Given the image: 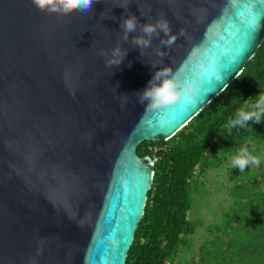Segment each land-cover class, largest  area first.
<instances>
[{"label": "water", "instance_id": "water-1", "mask_svg": "<svg viewBox=\"0 0 264 264\" xmlns=\"http://www.w3.org/2000/svg\"><path fill=\"white\" fill-rule=\"evenodd\" d=\"M159 20L171 46L158 27L143 32ZM263 39L264 0H99L68 15L0 0V264H126L157 160L138 146L186 126ZM193 64L223 82L205 77L197 103L145 111L137 94L157 71L191 79Z\"/></svg>", "mask_w": 264, "mask_h": 264}, {"label": "trees", "instance_id": "trees-1", "mask_svg": "<svg viewBox=\"0 0 264 264\" xmlns=\"http://www.w3.org/2000/svg\"><path fill=\"white\" fill-rule=\"evenodd\" d=\"M260 92H264V39L242 72L186 126L168 140L143 141L138 146L139 156L157 160L126 264H180L181 250L202 225L199 217L190 219L192 195L197 194L203 205V197L215 191L230 203L212 211L220 214V220L194 261L207 263L221 247L222 259L226 253L240 259L256 256L255 264H264V118L260 123L225 127L245 100ZM245 148L261 162L240 172L231 159ZM214 171L223 173L226 182L210 179ZM215 180L225 189H218V183L214 191Z\"/></svg>", "mask_w": 264, "mask_h": 264}, {"label": "clouds", "instance_id": "clouds-1", "mask_svg": "<svg viewBox=\"0 0 264 264\" xmlns=\"http://www.w3.org/2000/svg\"><path fill=\"white\" fill-rule=\"evenodd\" d=\"M31 2L41 12L47 11L49 13L68 15L74 10L87 13L91 10L93 3L99 2V0H31ZM120 6L126 7V4H121ZM122 27L126 33L135 31L136 18L134 16L125 18ZM157 27L168 37L167 41H165L168 46L175 43L177 37L171 34L167 20H159L155 25L146 24L143 26V32L150 36L156 32ZM181 35H183V32H181ZM135 43L147 46L149 41L138 37ZM112 55L113 59L108 61L109 66L119 64L122 59L119 49H114ZM191 72V79L185 77L181 80L177 72L170 67L157 71L152 79L149 80L148 86L137 94L139 103L144 105L145 111L159 110L173 106L178 102H183L186 106L192 105L197 103L200 98L201 86L205 77L214 78L218 82H223L224 80L221 72L212 68H205L200 64H193ZM234 117V119L228 120L225 125L226 128L242 127L249 121L260 123L262 118H264V92H260L254 98L245 100L244 105L235 112ZM260 162V158L252 155L246 148L239 150L231 159L232 167L240 172H243L249 165L255 167Z\"/></svg>", "mask_w": 264, "mask_h": 264}, {"label": "rangeland", "instance_id": "rangeland-1", "mask_svg": "<svg viewBox=\"0 0 264 264\" xmlns=\"http://www.w3.org/2000/svg\"><path fill=\"white\" fill-rule=\"evenodd\" d=\"M218 178L221 181L226 182V176L223 173H217L214 171L210 174V179ZM218 183L221 184V182L214 181V191L218 187ZM225 187V186H224ZM218 189H225L223 188L222 184L219 186ZM192 197L194 198V205L192 206L191 213H190V219L197 220L199 217L200 220H202V225L198 226L195 230V233L190 236V242H188V245L184 247L181 252L180 256H178V260L180 264H255L256 262V256L248 257V259L243 258H237L232 257L231 254L227 255V258L222 259L221 257V247L215 248L219 252V254H211V259H207V263L204 262H195V260L198 259L200 247L203 245V243L206 241L208 237L212 235L211 229L215 231L216 225L215 223H218L220 220V214L215 215L212 211L215 209H219L221 205H228L230 202L223 200V194L218 193L217 191L212 192L211 196H206V198L203 197L204 202L203 205L198 202L197 194L193 193ZM222 200V201H221ZM212 212V213H211ZM225 220V217L223 218ZM207 226L209 227L207 229ZM224 251V250H223ZM228 252V251H227ZM193 258V259H192ZM186 261H190L189 263H185ZM193 261V262H192ZM261 264V263H259Z\"/></svg>", "mask_w": 264, "mask_h": 264}]
</instances>
